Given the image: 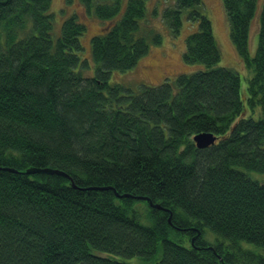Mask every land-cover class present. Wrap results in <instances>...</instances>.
Wrapping results in <instances>:
<instances>
[{"label":"trees","instance_id":"trees-1","mask_svg":"<svg viewBox=\"0 0 264 264\" xmlns=\"http://www.w3.org/2000/svg\"><path fill=\"white\" fill-rule=\"evenodd\" d=\"M261 1L222 0L242 87L204 0H80L90 60L77 14L57 31L53 0H0V264H264ZM158 16L173 38L187 21L196 69L111 82L163 43Z\"/></svg>","mask_w":264,"mask_h":264},{"label":"rangeland","instance_id":"rangeland-1","mask_svg":"<svg viewBox=\"0 0 264 264\" xmlns=\"http://www.w3.org/2000/svg\"><path fill=\"white\" fill-rule=\"evenodd\" d=\"M262 2L263 1L260 0L258 14L260 12ZM204 4L206 7V13L213 23L216 40L222 51V59L219 65L232 68L239 72L242 76V87H245V83H247L245 78L250 75L251 72L249 73L248 70H246L247 68L240 62L235 52V48H233L229 23L226 17L223 2L222 0H204ZM151 5L152 4H150V6ZM52 9L56 11V15L58 14L55 17L57 31H59V25L61 24L60 22L63 18L62 15L64 14L66 15L65 19L69 17L67 15L77 14L82 22L86 23L87 31L82 38V44L84 46V54L82 53V55L90 60L91 39L93 36L102 31L103 23L98 19H95L94 16H88V13L86 12L85 7L80 3V0H53ZM61 10L64 11V14ZM152 22L158 29H160L161 34L163 35V43L160 46L152 45L151 52L140 60L137 68L132 70V72L113 73L111 82L124 83L135 90L134 86H136L137 89H139V87L143 84L155 86L167 77H175L183 72H191L196 69L195 66L187 65L183 61V54L186 49V38L192 31L187 21H184V27L181 30L180 36L177 38L172 37L169 28L165 24L163 26L161 16L154 18ZM192 29H196V25ZM257 31L258 27L257 22L255 21L252 26V36L250 39V43L252 45L250 52L252 55L255 54L258 44ZM92 66L93 64L91 67ZM199 67L201 68L202 66ZM94 71L95 66L94 69H90V73H94ZM170 81L174 82L175 80L170 78ZM253 178L264 183V175L255 174Z\"/></svg>","mask_w":264,"mask_h":264},{"label":"water","instance_id":"water-1","mask_svg":"<svg viewBox=\"0 0 264 264\" xmlns=\"http://www.w3.org/2000/svg\"><path fill=\"white\" fill-rule=\"evenodd\" d=\"M216 139L217 138L211 133H201V134H197L194 137V140H195L198 148H207V147L213 145L216 142ZM25 172L26 173H36V172L60 173L59 171L51 170V169L40 170V169H33V168L26 170Z\"/></svg>","mask_w":264,"mask_h":264}]
</instances>
